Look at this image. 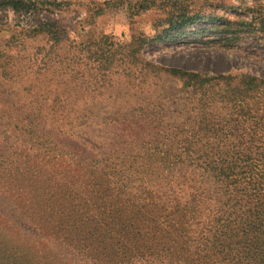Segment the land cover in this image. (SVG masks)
Returning <instances> with one entry per match:
<instances>
[{"label": "rangeland", "instance_id": "rangeland-1", "mask_svg": "<svg viewBox=\"0 0 264 264\" xmlns=\"http://www.w3.org/2000/svg\"><path fill=\"white\" fill-rule=\"evenodd\" d=\"M11 1L22 8L0 7V230L10 241H41L43 264H92L99 237L88 226L111 219L108 206L94 208L97 161L142 169L162 127H182L186 139L190 127H264V87L242 98L252 112L241 117L228 95L199 106L200 97L181 90L173 75L144 70L149 64L264 80L260 35L243 32L236 44L222 43L216 31L209 38L197 32L212 25L203 20L194 34L160 38L175 3L213 23L238 24L249 19L250 0ZM48 24H56L57 43L37 34ZM103 127L117 129L118 140L111 145L108 133L111 148L99 152ZM157 167L151 164L152 174Z\"/></svg>", "mask_w": 264, "mask_h": 264}, {"label": "trees", "instance_id": "trees-1", "mask_svg": "<svg viewBox=\"0 0 264 264\" xmlns=\"http://www.w3.org/2000/svg\"><path fill=\"white\" fill-rule=\"evenodd\" d=\"M250 1L249 19L238 24L226 19L213 23L210 16L175 3L174 11L159 25L160 38L194 34L191 29L203 20L212 25L197 32L209 38L216 31L224 37L222 43L236 44L243 32L264 37V0ZM2 4L15 11L22 8L20 1ZM54 30L56 24H48L37 34L54 38L58 34ZM101 60L110 63L108 57ZM149 69L153 74L173 75L181 90L200 97L199 106L212 95H228L234 106L241 107V117L252 112L242 98L264 87V80L253 76H214L145 64L144 70ZM109 128L103 127L98 135L99 152L110 145L104 143L108 133L114 139L111 145L118 140V130ZM177 128L159 130L156 154L144 159L142 169L125 166L126 162L117 167L94 160L99 188L94 208L108 206L111 219L102 227L88 226L87 233L99 237L91 263L264 264V127H190L189 139L181 138ZM151 161L158 165L154 174ZM89 208L93 205L85 209ZM0 238V264H43L41 241L27 237L10 241L1 230Z\"/></svg>", "mask_w": 264, "mask_h": 264}]
</instances>
